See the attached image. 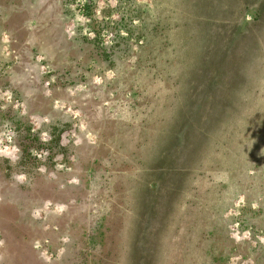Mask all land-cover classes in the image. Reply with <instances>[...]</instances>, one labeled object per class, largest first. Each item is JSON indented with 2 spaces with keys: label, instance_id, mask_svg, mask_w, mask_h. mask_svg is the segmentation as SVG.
<instances>
[{
  "label": "rangeland",
  "instance_id": "obj_1",
  "mask_svg": "<svg viewBox=\"0 0 264 264\" xmlns=\"http://www.w3.org/2000/svg\"><path fill=\"white\" fill-rule=\"evenodd\" d=\"M0 264H264V0H0Z\"/></svg>",
  "mask_w": 264,
  "mask_h": 264
},
{
  "label": "trees",
  "instance_id": "obj_2",
  "mask_svg": "<svg viewBox=\"0 0 264 264\" xmlns=\"http://www.w3.org/2000/svg\"><path fill=\"white\" fill-rule=\"evenodd\" d=\"M201 171H209V168L201 169ZM209 173H210V172H209ZM209 173H208V174H209ZM199 175H200V176H203L204 174L200 172Z\"/></svg>",
  "mask_w": 264,
  "mask_h": 264
}]
</instances>
